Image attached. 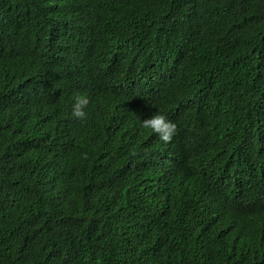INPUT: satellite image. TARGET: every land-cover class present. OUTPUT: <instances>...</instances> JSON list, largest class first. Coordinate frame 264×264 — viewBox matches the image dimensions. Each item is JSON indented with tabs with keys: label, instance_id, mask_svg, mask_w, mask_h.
I'll return each instance as SVG.
<instances>
[{
	"label": "trees",
	"instance_id": "trees-1",
	"mask_svg": "<svg viewBox=\"0 0 264 264\" xmlns=\"http://www.w3.org/2000/svg\"><path fill=\"white\" fill-rule=\"evenodd\" d=\"M0 264H264V0H0Z\"/></svg>",
	"mask_w": 264,
	"mask_h": 264
},
{
	"label": "clouds",
	"instance_id": "clouds-1",
	"mask_svg": "<svg viewBox=\"0 0 264 264\" xmlns=\"http://www.w3.org/2000/svg\"><path fill=\"white\" fill-rule=\"evenodd\" d=\"M88 104L89 99L86 94H77L71 106L72 117L85 120L87 118L86 108ZM142 126L150 129L165 143L171 141L176 133L175 123L167 115L159 112L153 113L149 118L142 120Z\"/></svg>",
	"mask_w": 264,
	"mask_h": 264
}]
</instances>
